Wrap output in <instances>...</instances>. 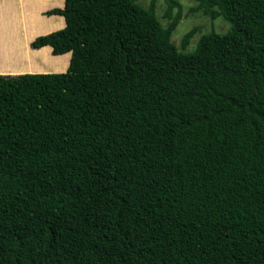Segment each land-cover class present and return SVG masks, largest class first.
I'll return each instance as SVG.
<instances>
[{"label": "trees", "instance_id": "1", "mask_svg": "<svg viewBox=\"0 0 264 264\" xmlns=\"http://www.w3.org/2000/svg\"><path fill=\"white\" fill-rule=\"evenodd\" d=\"M137 1L64 0L67 69L0 74V264H264V0H195L230 28L189 52Z\"/></svg>", "mask_w": 264, "mask_h": 264}, {"label": "rangeland", "instance_id": "2", "mask_svg": "<svg viewBox=\"0 0 264 264\" xmlns=\"http://www.w3.org/2000/svg\"><path fill=\"white\" fill-rule=\"evenodd\" d=\"M26 1V0H25ZM33 0H27V2H32ZM36 1V0H34ZM49 1L47 4L49 7H46L47 9L42 13L44 16H51L49 14H46L45 12L48 10H51L53 7V5L57 4L60 2V0H47ZM151 0H138L137 2L140 3L142 6L144 7H148L149 3ZM180 5H181V18L175 28V30L173 31L172 35H171V41L177 46V48L179 50L185 51V52H189V51H193L196 45L197 40L199 39V37L204 34L209 32L210 30H215L218 33H225L227 30H229L230 28V24L229 22H227L224 18L217 17L216 19H211L209 16L203 15L200 13V11L195 10V7L197 6V2L195 0H177ZM167 10V4L165 2V0H155V11H156V15L159 19V21L161 22V24L163 26H166L171 19H169L165 13ZM11 12L14 11L10 10ZM29 11H36L35 15H34V19L35 21H39L38 23H40L41 19L40 16L37 14V10L36 9H30ZM173 15L176 13V8H174L173 10ZM6 16L8 15H1L0 19L3 21H6ZM31 18H33V16H30ZM35 24V23H34ZM65 26V25H64ZM63 26V27H64ZM63 27H56L57 29L54 30H58L61 29ZM195 28L196 32L195 34L191 37L190 39V43L185 47V49H183L181 47V41H182V37L183 35L191 30ZM43 29H47V26H45ZM5 31L10 33L7 29H4L2 31V34H5ZM17 35V34H16ZM21 40V38H20ZM19 39L16 37H13L12 39H9V43L12 49L18 50V48L20 47V50L22 51V44L21 42H18ZM33 41V40H32ZM29 47L31 49H35L36 48H32L31 47V42ZM19 52V50H18ZM37 52H39V54L43 57L44 61H42V59L39 56L40 61L36 60V56H32V58H21L22 55L18 56L17 54H15V58H9V51L8 48L4 51L1 50L0 52V63L4 64V67L2 66V68H6V69H12V70H19V71H38L40 69L45 68L44 64H48L46 66L45 69H49L50 70H58L59 68L53 66V64H51L52 60H54L56 56L52 57L50 55V53H48L47 48H43V49H39ZM50 59V60H49ZM60 59V58H57ZM61 59L66 60V58L64 56H62ZM9 66L8 68L5 66ZM15 75V74H13Z\"/></svg>", "mask_w": 264, "mask_h": 264}, {"label": "crops", "instance_id": "3", "mask_svg": "<svg viewBox=\"0 0 264 264\" xmlns=\"http://www.w3.org/2000/svg\"><path fill=\"white\" fill-rule=\"evenodd\" d=\"M49 1L47 0H36L32 2H27V0H0V16L1 15H8L6 16V21L0 19V52L4 49V51L8 48L9 51V58H15V54L18 56L22 55L21 58H32V56H36V60L40 58L44 61L43 57L37 52L38 50L31 49L29 47L30 42L37 36L47 34L56 27H63L65 25V19L61 15L51 14V16H44L42 13L47 9ZM64 6V0H60L59 3L53 5V7H60ZM30 9H36L37 14L40 16V23L39 21H35L34 15L36 11H29ZM10 10L14 11L11 12ZM30 16H33L31 18ZM35 23V24H34ZM47 26V29H43ZM7 29L10 33L5 31V34H2V31ZM17 34V35H16ZM16 37L19 39L18 42L22 44V51L20 47L18 50L12 49L9 43V39ZM21 38V40H20ZM40 48H47L48 53L52 56L51 47L46 45ZM56 56V57H54ZM55 59L52 60L51 64L53 66L59 68L58 70H50L45 69L48 64H44L45 68L40 69L38 71H19V70H12L9 69L7 65H5L8 69L2 68L4 64L0 63V74H20V73H52V72H64L69 64V60L71 57V52H66L59 55H54ZM62 56L66 58V60L61 59ZM60 58V59H57ZM40 59V60H41ZM38 60V61H40ZM50 60V59H49Z\"/></svg>", "mask_w": 264, "mask_h": 264}, {"label": "clouds", "instance_id": "4", "mask_svg": "<svg viewBox=\"0 0 264 264\" xmlns=\"http://www.w3.org/2000/svg\"><path fill=\"white\" fill-rule=\"evenodd\" d=\"M49 46V45H48ZM70 52V51H69ZM51 53H52V48H51ZM52 55H54V54H52ZM69 65V64H68ZM20 74H22V73H20ZM4 75H11V74H4ZM15 75H17V74H15Z\"/></svg>", "mask_w": 264, "mask_h": 264}]
</instances>
